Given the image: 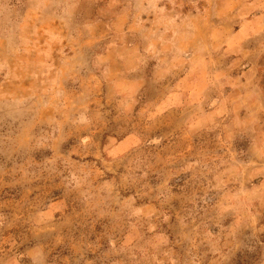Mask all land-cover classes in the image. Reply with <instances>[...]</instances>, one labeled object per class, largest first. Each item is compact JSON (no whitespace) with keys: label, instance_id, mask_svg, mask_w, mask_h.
<instances>
[{"label":"rangeland","instance_id":"374dc122","mask_svg":"<svg viewBox=\"0 0 264 264\" xmlns=\"http://www.w3.org/2000/svg\"><path fill=\"white\" fill-rule=\"evenodd\" d=\"M0 264H264V0H0Z\"/></svg>","mask_w":264,"mask_h":264}]
</instances>
